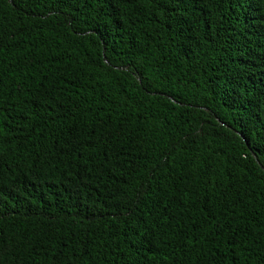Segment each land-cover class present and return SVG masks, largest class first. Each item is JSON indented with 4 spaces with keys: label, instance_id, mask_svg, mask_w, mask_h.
<instances>
[{
    "label": "trees",
    "instance_id": "trees-1",
    "mask_svg": "<svg viewBox=\"0 0 264 264\" xmlns=\"http://www.w3.org/2000/svg\"><path fill=\"white\" fill-rule=\"evenodd\" d=\"M0 264H264V0H0Z\"/></svg>",
    "mask_w": 264,
    "mask_h": 264
}]
</instances>
